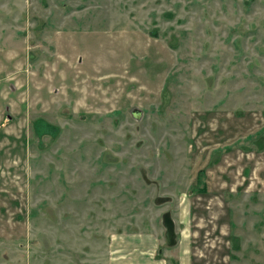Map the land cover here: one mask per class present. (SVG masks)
<instances>
[{
    "label": "rangeland",
    "instance_id": "obj_1",
    "mask_svg": "<svg viewBox=\"0 0 264 264\" xmlns=\"http://www.w3.org/2000/svg\"><path fill=\"white\" fill-rule=\"evenodd\" d=\"M160 228L264 264V0H0V264Z\"/></svg>",
    "mask_w": 264,
    "mask_h": 264
},
{
    "label": "crops",
    "instance_id": "obj_2",
    "mask_svg": "<svg viewBox=\"0 0 264 264\" xmlns=\"http://www.w3.org/2000/svg\"><path fill=\"white\" fill-rule=\"evenodd\" d=\"M109 238L101 264H178L174 256L171 258V250L165 247L166 239L161 228L149 233L112 232ZM91 262L94 264V260Z\"/></svg>",
    "mask_w": 264,
    "mask_h": 264
}]
</instances>
